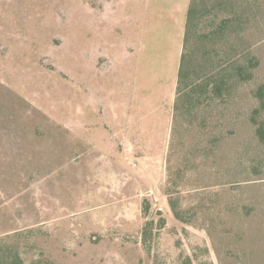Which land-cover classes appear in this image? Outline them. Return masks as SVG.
<instances>
[{"label": "rangeland", "instance_id": "obj_1", "mask_svg": "<svg viewBox=\"0 0 264 264\" xmlns=\"http://www.w3.org/2000/svg\"><path fill=\"white\" fill-rule=\"evenodd\" d=\"M0 264H264V0H0Z\"/></svg>", "mask_w": 264, "mask_h": 264}]
</instances>
